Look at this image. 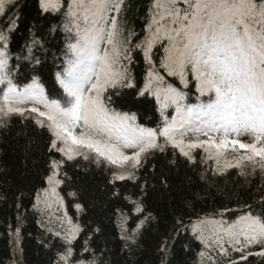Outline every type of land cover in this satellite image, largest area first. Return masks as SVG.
<instances>
[{
	"label": "trees",
	"instance_id": "1",
	"mask_svg": "<svg viewBox=\"0 0 264 264\" xmlns=\"http://www.w3.org/2000/svg\"><path fill=\"white\" fill-rule=\"evenodd\" d=\"M150 9L151 0H126L119 14L112 13L118 15L120 29L117 68L123 66L127 73L104 96L111 97L112 110L135 115V126L156 130L157 143L165 150L143 154L135 168L130 162L113 170L107 161L97 163L94 154L87 160L83 155L68 160L52 149L55 136L35 122L34 113L4 118L0 264H264V256L257 254L264 251L261 245H250L241 253L229 238L216 243L218 237L206 230L212 224L232 223L249 209L264 215V169L256 165L254 171L247 161L230 167L239 159L231 151L219 163L203 148L189 150V158L159 135L165 117L171 120L176 112L174 106L162 110L151 90L144 92L150 70L187 93L185 104H199L208 97L199 95L194 80L184 88L177 77L166 74L160 67L164 50L159 44L153 46V65L147 63ZM65 23L63 9L46 12L42 0H13L0 16V30L7 35L0 45H7L13 83L23 87L36 78L45 96L61 103L66 100L58 80L67 63ZM33 106L45 110L32 102L24 107ZM197 137L206 139L198 133L184 139L187 143ZM58 145L64 147L62 142ZM121 150L134 155L139 149ZM118 174L128 178L117 179ZM248 253L247 260H241Z\"/></svg>",
	"mask_w": 264,
	"mask_h": 264
},
{
	"label": "snow or ice",
	"instance_id": "2",
	"mask_svg": "<svg viewBox=\"0 0 264 264\" xmlns=\"http://www.w3.org/2000/svg\"><path fill=\"white\" fill-rule=\"evenodd\" d=\"M125 2L42 0L44 11L59 13L63 9L66 19L67 63L58 74L66 100H49L36 78L23 87L13 83L5 43L0 45V85H6L0 88V121L34 113L35 122L47 126L55 136L51 148L68 160L78 155L87 160L91 153L98 158L97 163L103 160L123 168L131 162L135 168L143 154L163 152L165 146L157 143L156 130L135 126V115L112 110L111 97L104 96L109 86L126 79L127 69L117 68L120 29L118 15L112 14H119ZM11 3L13 0H0V16ZM150 10V36L144 51L147 63L153 65V46L159 44L164 50L160 67L166 74L177 77L184 88L194 80L199 95L208 97L199 104H185L187 93L167 83L158 71L150 70L144 92L151 90L162 110L174 106L176 112L171 120L165 117L166 125L159 135L189 158V150L203 148L209 159L216 158L219 163V158L231 151L239 161L253 164L254 171L256 165L264 169V0H151ZM6 40L7 35L0 30V41ZM105 43L108 47L102 48ZM30 102L42 104L45 110L24 107ZM189 133L206 139L197 137L186 143L184 137ZM242 136L252 142H244ZM129 147L139 150L134 155L121 150ZM116 178L128 177L118 174ZM194 228L199 231L200 225ZM206 230L218 237L216 243L229 238L241 253L253 244L264 248V215L250 209L232 223L212 224ZM250 254L242 255L241 260ZM257 254L264 256V251Z\"/></svg>",
	"mask_w": 264,
	"mask_h": 264
},
{
	"label": "rangeland",
	"instance_id": "3",
	"mask_svg": "<svg viewBox=\"0 0 264 264\" xmlns=\"http://www.w3.org/2000/svg\"><path fill=\"white\" fill-rule=\"evenodd\" d=\"M64 103V102H63ZM241 139L244 141V142H246V140H247V138H246V136H242L241 137ZM238 162H244V161H239V159H238ZM108 166V165H107ZM109 168H111V169H113V170H118V169H120V168H117L116 166H108ZM123 168H125V166L123 167Z\"/></svg>",
	"mask_w": 264,
	"mask_h": 264
}]
</instances>
